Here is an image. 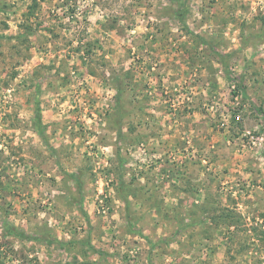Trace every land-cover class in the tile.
Returning <instances> with one entry per match:
<instances>
[{"label": "rangeland", "instance_id": "374dc122", "mask_svg": "<svg viewBox=\"0 0 264 264\" xmlns=\"http://www.w3.org/2000/svg\"><path fill=\"white\" fill-rule=\"evenodd\" d=\"M0 264H264V0H0Z\"/></svg>", "mask_w": 264, "mask_h": 264}]
</instances>
